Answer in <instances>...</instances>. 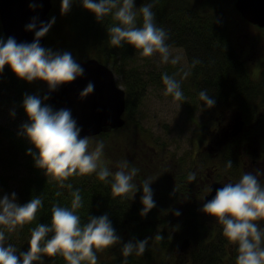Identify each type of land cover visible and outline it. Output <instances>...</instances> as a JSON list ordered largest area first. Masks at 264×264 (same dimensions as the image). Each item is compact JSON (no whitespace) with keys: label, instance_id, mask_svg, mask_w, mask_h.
Instances as JSON below:
<instances>
[{"label":"clouds","instance_id":"clouds-1","mask_svg":"<svg viewBox=\"0 0 264 264\" xmlns=\"http://www.w3.org/2000/svg\"><path fill=\"white\" fill-rule=\"evenodd\" d=\"M73 3L74 0H60L61 12L70 11ZM80 3L96 20L102 21L110 16L115 21L107 28L108 41L112 46L127 44L139 50L143 57L155 55L163 64L179 63L181 57L172 53L167 30L155 20V0L143 3L139 9L135 7V0H80ZM30 6L36 7V4ZM36 20L33 17L25 26L26 30L35 29L31 42H17L13 36L7 39L0 36V73L7 65L18 79L44 82L50 93L61 84L81 76L84 68L70 51H54L41 45L40 38L49 31L55 17L47 22L40 21L39 25ZM197 63L198 59L192 60L193 66ZM188 75L189 72L185 71L184 76ZM161 78L165 94L171 95L176 102L187 99L181 81L175 75L164 72ZM93 90L94 83L90 81L80 96L85 97ZM198 96L201 106L211 107L216 103L207 88L200 89ZM46 99L47 95L36 94L23 98L27 122L22 127L35 150V166L60 187L72 190L71 203L64 206L54 202L50 222L37 223L32 227L27 250L18 251L14 244L6 242L7 234L36 220L38 211L43 207V197L35 195L21 204L15 191L0 195V264H42L45 256L55 257L58 254L66 264H97V251L116 245L121 237L107 213L88 216L87 221L82 222L77 211L84 203L81 191L67 183L68 178L95 173L100 180L111 184L113 196L120 200L133 197L138 190H142V214H147L156 204L151 188L154 179L147 176L142 181V187L137 185L134 177L139 169L129 166L127 160L113 172L102 162L103 141H97L92 147L89 136H80L81 127L71 110H53L50 104L44 102ZM181 104L177 106L180 108ZM33 148L28 152H33ZM225 166L230 168L232 161L228 160ZM261 176H264L261 169L244 171L237 181L223 183L202 206L204 213L222 225L227 241L236 245V264H264V181H261ZM188 179L194 181L196 173L190 172ZM57 195L60 193L57 192ZM173 214L179 216L181 210L177 208ZM148 241V237L129 240L122 245L121 251L125 257L134 252L142 254Z\"/></svg>","mask_w":264,"mask_h":264},{"label":"rangeland","instance_id":"rangeland-1","mask_svg":"<svg viewBox=\"0 0 264 264\" xmlns=\"http://www.w3.org/2000/svg\"><path fill=\"white\" fill-rule=\"evenodd\" d=\"M209 1L211 0H196V3L200 8H205L206 5L204 4ZM221 2L223 15L230 28V37H232L235 50L247 66L251 77L260 80L264 73V32L256 27H250L239 20L238 14L231 8L233 0H221ZM51 3L52 7L48 16L49 18L55 17V21L45 35L47 40L43 46L54 51H70L78 62L90 58L105 62L104 64L108 65L115 74L117 85L125 89L122 84L125 76L124 73L120 74V71L125 72L128 67L125 66L126 69L122 70L118 68V65L126 64L122 62V58L116 57L119 62L115 66L113 64L114 61L116 62L115 59L111 56L109 57L114 61L111 58H103L104 56L92 50V46L87 43L81 44L79 42L77 46L73 45L67 36L62 34L64 32L63 29L67 27V23H63V18H60L65 14L61 12L60 0H51ZM135 7L139 9L140 6L135 3ZM171 50L174 55L181 57L179 63L175 65L171 63L163 64L155 55L147 58L139 53L133 55L128 62L130 64L126 65L136 67L141 74L147 75L150 73L153 77L158 74L162 76L164 72L168 74H171L172 71L181 73L187 67L185 52L180 47L172 48ZM97 55L98 57H96ZM115 67L118 72H116ZM11 74L0 73V126L10 131H16L17 134H24L22 126L27 122V116L22 112L23 108L19 106L21 104L15 84L12 85L11 83V81H14V79H11L13 75ZM8 84L11 86H8ZM28 85V89H30L32 94H41L42 81L34 80L28 82ZM256 102L254 111L251 113L253 115L248 119L251 123L249 125L246 124L244 130L249 129L251 131L255 129L257 133L259 132L258 134L256 133L255 137L262 139L264 138V121L262 124L260 121L264 118V107L262 106L264 103L258 99ZM178 103L180 102L174 101L171 95L165 94L162 80L158 84L149 82L146 84L141 103L133 114L131 124H124L125 126L121 129L114 130L111 134L107 133L108 135L99 134L90 137L92 147L95 146L97 141H103L102 162L113 172L120 167L123 161H132V159L128 158H133V161L139 164L137 165L139 166V171L134 177L135 183L142 187V181L145 177L151 176L154 179L151 183V188L156 204L152 208V211L154 210L153 216H148V218L155 223H152L150 219H147L150 226L146 221L140 222L141 226L149 227L142 239L145 237L149 238L146 247L152 248V251L150 255L144 252L142 254L134 252L135 264L186 263L187 257H191V247L184 244V236L180 234L181 226L179 222H181L184 214L183 210L186 213L189 212V214L198 213L205 220L210 228L207 233L208 244L219 243L220 239L225 238L222 232V225L214 222L212 217L202 211L200 202L206 192H208L211 182H221L223 180L222 174H220L222 168L219 164L222 148L225 146L235 147L233 144L234 140L240 139L242 133L233 134L235 130H233L231 124L234 122L235 116L239 113L242 116L244 114L236 108V104L224 106L223 108L215 107L204 114L200 110V106H197V109L191 113L188 107L183 106V104L179 108L177 106ZM257 120L259 121V126L256 128ZM135 121L139 123L144 133H139L137 128H135ZM224 126L229 127V133L223 132ZM2 136L3 134L0 133V176L12 178V176H17L22 172V166L17 164V162H21L22 155L13 151L14 149L7 143H1L3 140ZM24 136L26 135L24 134ZM247 138L242 141L244 142L243 145L236 147L238 152L241 153L240 160H242L243 166L246 168L245 171L264 170L263 155L256 160H250L253 159L250 157V153L246 154L244 153L245 150H241L249 146L247 142H251V137ZM208 141L210 143L213 141V145L220 150L215 157H212L210 155L211 152L209 153L204 149L209 144H207ZM261 146L263 148V145H257L259 151L262 149ZM4 160H13L15 162L7 163ZM240 170L243 173L242 165ZM190 172L196 173L194 181L188 179ZM22 176L19 175L18 180ZM224 177H228L227 174ZM260 179L264 181V176H261ZM230 180L235 182L238 178ZM11 181V179H8L7 187L11 186V190H13L14 183ZM182 188L186 189V194L183 196L179 194L180 192H176ZM7 189L0 184V195L7 193ZM141 195L142 191L138 190L133 197H130L142 207ZM173 203L176 205L175 208H171ZM177 208L181 210L179 216L173 214ZM161 229H166L167 232ZM161 232L169 236L168 246L164 248L156 240V237ZM117 234L121 237L119 243L100 250L97 264L112 262L114 259L121 258L124 256L121 251L122 245L129 240H135L132 238L131 231L128 228L121 230ZM224 240L227 242V250L233 252H230L232 257L229 256V259L224 256L221 264H236V257L234 256L236 245L227 241L226 238Z\"/></svg>","mask_w":264,"mask_h":264},{"label":"trees","instance_id":"trees-1","mask_svg":"<svg viewBox=\"0 0 264 264\" xmlns=\"http://www.w3.org/2000/svg\"><path fill=\"white\" fill-rule=\"evenodd\" d=\"M147 2L149 0H135V3L139 6ZM219 6L218 3L212 1L204 9H200L197 8L194 0H155L153 11L155 12L157 24L167 30L169 34L168 43L172 48H182L187 59V67L182 70L183 72L172 71L170 75H175L181 81V87L187 99L180 103L188 107L189 112L192 113L197 109V106H200V110L205 114L215 107L223 108L235 103L249 112L251 116L257 99L264 103V73L260 80L252 78L244 62L238 58L239 56L230 37V29L223 15V9ZM60 18H63V23H67V27L65 29L62 28L66 34L64 32L62 34L66 35L73 45L77 46L79 42L81 44L87 43L92 46V50L104 56L103 58L112 57L115 59L116 62L111 58L115 66L119 62L116 57L122 58L123 63L130 64L128 62L131 57L139 53V50L127 44L112 46L108 41L107 28L115 21L110 16L102 21L96 20L90 11L82 7L80 0H74L70 11ZM139 20L140 17L138 15V23ZM0 36L4 37L1 28ZM193 59H198L199 63L193 66ZM101 63L104 64L105 62ZM126 64L120 66L117 63L118 68L121 70L126 69L125 66L128 67L127 71H120V74L124 73L125 76H123L124 83H122L125 87L126 95V107L123 117L125 124H131L133 114L141 103L146 84L149 82L158 84L162 80V76L161 74L156 77H153L150 73L147 75L141 74L136 67ZM185 71L189 72L186 77L184 76ZM3 72L12 73L7 65H5ZM116 72H118L117 69ZM11 77L15 81H11V83L12 85L15 84L21 104L19 106L23 108V98L32 94L30 89H28V82L18 79L14 74ZM8 86L11 85L8 84ZM202 88H207L209 93L215 97L216 103L213 106H201L202 102L199 99L198 92ZM22 110L25 113L24 108ZM245 121L249 122L248 119ZM263 121L264 118L260 123L262 124ZM134 126H136L135 128H137L139 133H144L138 122L135 121ZM0 133L3 134L1 143H7L17 154L21 153L22 160L17 162V164L22 166V172L19 175H23L19 180V175L12 176V178L1 175L0 184L8 188L6 191L8 194L15 191L17 194L16 199L21 204L27 202L35 195L43 197V207L38 211L36 220L24 225L18 231L7 234V243L14 244L18 251L27 250L31 228L35 227L37 223L50 222L51 207L54 202L70 206L72 190L67 187H60L57 182L50 180L42 169L35 166V150L24 134H17L16 131H10L3 126H0ZM107 133L101 134L108 135ZM256 133L255 129L251 131L249 129L244 130L240 139L234 140L233 144L235 147L225 146L222 148L220 156L222 163L221 161L219 163L222 168L220 172L227 174L231 179L240 178L242 174V171H240L241 153L238 152L236 147L243 145L244 142L242 141L245 138L248 139L247 137H251V142H247L249 146L241 150H245L244 153L246 154L250 153V157L253 158L250 160H256L259 156H264V138L255 137L259 132ZM257 145H263V148L261 146V151L257 149ZM30 148H33L31 153L28 152ZM128 159H132V161L127 160L129 166L139 167L137 166L139 164L133 161V158ZM228 160L232 161L230 168L225 166ZM4 161L7 163L15 162L13 160ZM8 179H11V182L14 183L13 190H11V186L7 187ZM67 183H71L73 188H79L81 191L84 203L83 207L77 211L80 213L82 222H86L88 216H99L107 213L116 233L128 228L131 231L132 238L135 240L143 238L145 231L149 227L141 226L140 222L146 221L149 225L150 223L147 219H150L148 216H153L154 210H149L145 216V214L141 213V205L134 202L130 196L125 200H120L118 197L113 196L111 184L100 180L95 173L70 176ZM139 191L141 192L142 190ZM57 192L60 195H57ZM176 192H180L179 194L183 196L186 194V189L182 188ZM175 207L176 205L173 203L171 208ZM150 221L155 223L152 219ZM179 225L181 226L180 234L184 236V241L187 240L191 247V264H221L224 256L228 259L230 258V252L233 251L227 250L225 238L220 239L219 243H207V233L210 228L200 214H189V212L186 213L184 210ZM161 230L167 232L166 229ZM159 236L162 238H158ZM168 237L166 233L161 232L156 237V240L164 248L168 246ZM99 251H97V256ZM151 251L152 248L146 247L144 253L150 255ZM237 254L236 248L234 256L236 257ZM124 261H126V264H135L133 254L127 257L122 256L112 262L103 264H123ZM36 264H41V262H36ZM42 264H66V262L58 254L55 257L45 256Z\"/></svg>","mask_w":264,"mask_h":264},{"label":"water","instance_id":"water-1","mask_svg":"<svg viewBox=\"0 0 264 264\" xmlns=\"http://www.w3.org/2000/svg\"><path fill=\"white\" fill-rule=\"evenodd\" d=\"M35 3L36 7L30 5ZM234 7L238 14L259 27H264V0H235ZM51 0H0V25L5 39L15 37L17 42H31L34 30H26V24L36 17L40 21L49 20ZM45 36L40 38L44 44ZM84 68L81 76L71 82L61 84L56 90L48 92L43 82L41 96L53 110L68 108L81 127L80 136H95L102 132L116 130L123 126L122 114L125 111V93L115 83L113 72L95 59L80 62ZM94 83V90L85 97L80 93L89 82ZM223 185L213 182L201 201V205L210 200L216 190Z\"/></svg>","mask_w":264,"mask_h":264},{"label":"flooded vegetation","instance_id":"flooded-vegetation-1","mask_svg":"<svg viewBox=\"0 0 264 264\" xmlns=\"http://www.w3.org/2000/svg\"><path fill=\"white\" fill-rule=\"evenodd\" d=\"M239 20H241V22L247 24L250 27H253V28L256 27L257 29H260L262 32H264V28H259L257 26H253V25L249 24L247 21H245L243 18H241L240 16H239ZM231 127L233 128V130H235L233 134L243 132L244 128L246 127V124H245V120L243 119V116L240 113L234 117V122L231 124ZM228 128L229 127L224 126V128L222 129L223 132L229 133ZM231 129H229V130H231ZM183 212H184V210H183ZM185 262H186L185 264H191L190 257H187Z\"/></svg>","mask_w":264,"mask_h":264}]
</instances>
